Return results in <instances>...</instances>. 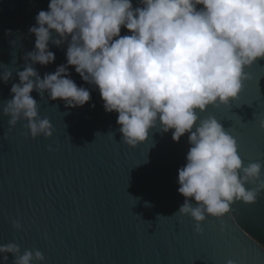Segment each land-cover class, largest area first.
I'll return each instance as SVG.
<instances>
[{
    "label": "water",
    "instance_id": "95a60500",
    "mask_svg": "<svg viewBox=\"0 0 264 264\" xmlns=\"http://www.w3.org/2000/svg\"><path fill=\"white\" fill-rule=\"evenodd\" d=\"M49 3L0 0V74L13 73L7 84L0 80V245L16 243L21 255L39 250L42 264H264V193L254 204L234 203L222 218L207 217L197 234L190 217L173 215L185 201L178 193V170L187 163L189 134L174 142L172 130H152L146 142L127 146L118 113L105 112L98 88L74 66L68 67L70 78L90 90L89 103L70 109L34 90L30 95L40 117L52 124V137L31 138L25 120L9 130L2 109L13 98L24 56L35 48L29 29ZM132 4L141 6L139 0ZM130 34L121 28V36ZM67 46L49 42L55 61L33 65L41 78L67 64ZM246 71L250 78L237 100L200 113L201 119L214 116L237 140L244 166L264 162V129L258 125L264 115V59ZM7 255L13 264V254Z\"/></svg>",
    "mask_w": 264,
    "mask_h": 264
},
{
    "label": "clouds",
    "instance_id": "9594fccd",
    "mask_svg": "<svg viewBox=\"0 0 264 264\" xmlns=\"http://www.w3.org/2000/svg\"><path fill=\"white\" fill-rule=\"evenodd\" d=\"M139 5L50 0L49 10L40 11L29 29L35 48L24 56V68L16 72L19 83L12 84L13 98L2 111L9 130L25 120L31 138L52 137V124L40 117L30 94L35 90L41 99L47 93L51 100H62L66 108L83 107L91 100L90 90L70 78L68 67L74 66L83 81L98 88L105 112L118 113L127 146L146 142L152 130H172L174 142L188 133L187 163L178 170V193L185 201L173 215L190 217L200 234L207 217L222 218L234 203L254 204L264 193V162L244 166L237 140L214 116L200 118L210 106L237 100L250 78L246 69L264 59V0H139ZM122 27L131 34L121 36ZM49 42L67 43V64L41 78L33 65L55 61ZM12 74L5 70L0 80L7 84ZM258 125L264 129V115ZM12 224L23 227L18 220ZM7 253L15 257L13 264L45 260L39 250L21 255L18 244L8 243L0 245L3 264H8Z\"/></svg>",
    "mask_w": 264,
    "mask_h": 264
}]
</instances>
